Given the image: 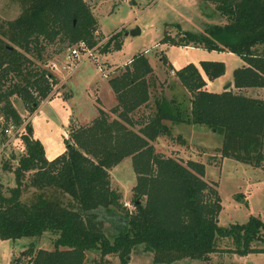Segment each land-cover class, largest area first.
<instances>
[{
  "label": "trees",
  "instance_id": "trees-1",
  "mask_svg": "<svg viewBox=\"0 0 264 264\" xmlns=\"http://www.w3.org/2000/svg\"><path fill=\"white\" fill-rule=\"evenodd\" d=\"M206 1L216 4L226 17L224 23H208L204 31L177 23L178 34L165 32L161 41L239 54L244 63L234 69V87L210 90L195 62L175 68L163 52L162 62L190 92L189 108L175 97L169 104L155 97L154 110L136 115L152 97L154 72L145 52H138L109 78L117 103L110 110L99 108L91 122L73 127L63 152L49 158L33 125L27 124L22 135L25 151L14 167L17 185L7 194L0 182V238L56 234L53 249L31 243L22 250L30 264H84L93 249L103 257L116 253L120 264H128L132 249L141 243L154 251L156 263L186 257L207 260L218 250L219 236L232 238L235 246L228 249L238 254L264 252V246L255 245L264 242V217L251 214L245 222L220 225L223 205L217 181L205 178L206 164L194 159L184 163L157 151L153 143L160 135L172 136L167 120L206 125L223 135V156L254 166L264 162V97L250 93L251 88L264 87V0ZM97 24L87 0H21L17 17L0 22L5 124L23 120L14 95L34 111L53 90L57 78L45 65L52 57L45 56L47 47L59 40L70 46L80 39L96 46ZM122 34L112 33L101 50L121 48ZM200 65L211 80L226 71L223 60L202 59ZM127 156L137 175L135 210L125 206L123 193L111 181L110 168ZM24 184L41 191L23 200ZM105 220L122 224L112 238L105 232Z\"/></svg>",
  "mask_w": 264,
  "mask_h": 264
},
{
  "label": "rangeland",
  "instance_id": "rangeland-1",
  "mask_svg": "<svg viewBox=\"0 0 264 264\" xmlns=\"http://www.w3.org/2000/svg\"><path fill=\"white\" fill-rule=\"evenodd\" d=\"M87 2L98 19L96 29L98 42L96 46H90L92 53L86 56L82 52V57L71 63L66 61L69 50L67 42L62 43L59 40L50 44L45 56L52 54V57L46 60L45 65L57 78L53 90L42 99L34 111L20 96L12 97L23 117L21 126L26 131L27 123L33 125L34 133L43 142L49 158L66 149V139L70 137L73 127L91 122L99 114V108L110 110L118 101L109 78L124 68L138 52H145L154 67V72L150 77L153 81L152 97L147 105H142L136 111V115L154 110L155 97L166 99L167 104L169 99L175 97L182 100L184 108H189L190 92L181 85L178 87L176 82L179 79L175 72L161 60L163 52H167L171 57L176 55L184 57V47L177 46L166 50L170 44L163 43L161 38L165 32L177 35L179 30L177 23L184 29L204 31L208 23L226 21V17L216 8V4L206 0H87ZM20 11L21 0H0V22L14 19ZM136 27L141 28L140 33L126 34V31ZM118 30L123 31L122 47L103 52L102 45ZM60 46L61 50L56 51ZM188 53L185 56L194 60L203 57L224 60L226 63L224 78H233L235 67L242 63L241 56L235 52L217 49L210 51L194 46ZM205 55H214L216 58H206ZM53 61L57 62L58 67H52ZM66 65H72V68ZM222 88L218 83L213 86L215 90ZM250 93L258 95L257 89L250 90ZM167 122L172 128V136L165 134L158 136L153 141L156 150L184 163L194 159L206 164L205 178L210 182L217 181L223 205L219 214L220 225L245 222L251 214L264 217V162L261 166H254L233 157L223 156L221 151L223 135L206 125L176 123L171 120ZM4 124V115L0 111V182L3 183L5 192L10 194L11 188L17 185L14 167L25 151V143L18 133L17 136L14 133L8 136L3 131ZM110 174L112 185L123 193L122 201L125 206L129 210H135L133 186L137 182V175L132 157L127 156L110 168ZM26 182L28 179H25ZM40 191L36 186L24 184L22 198L30 201ZM52 191L53 188H48V192ZM60 195L65 200L68 199L67 194ZM121 225L105 220V232L112 238L113 233ZM55 237L56 234L53 232L45 231L41 236L0 238V264H16L14 261L19 257L20 264H30V257L24 256L22 250L31 243L37 248L53 249ZM255 245L264 246V242L256 241ZM217 246L218 250L212 252L207 260L186 257L170 264H264V254L261 252L239 255L230 251L228 248L235 246L230 237L219 236ZM101 255L100 250H88L84 264H120V257L116 253H109L105 257ZM153 259L154 251L141 243L132 249L128 264H165L156 263Z\"/></svg>",
  "mask_w": 264,
  "mask_h": 264
},
{
  "label": "crops",
  "instance_id": "crops-1",
  "mask_svg": "<svg viewBox=\"0 0 264 264\" xmlns=\"http://www.w3.org/2000/svg\"><path fill=\"white\" fill-rule=\"evenodd\" d=\"M177 46H183L184 47V54H183V56L184 57H182V56H177L176 55V57L175 56H169L168 54H167V52H165L166 54H167V56H168V58H169V61L173 64V66L175 67V68H180V67H182L183 65H185L186 63H188V62H190V61H193V62H195L198 66H199V68H200V70H201V72H202V74H203V76L206 78V80H207V84H206V88H208V89H210V90H215V89H213V86L216 84V83H218V84H220V86H222L223 88H222V90H224L225 88V85L229 82V81H231L232 82V84H231V86L230 87H234V82H233V78H224V75H221V76H219V77H217V78H215V79H213V80H211V79H209L208 78V76L206 75V73H205V71L203 70V68L201 67V65H200V60H202V59H204V57L203 58H199L198 60L196 59V60H194V59H192V58H189V57H186L185 55L186 54H189L188 52H189V50L192 48V47H194L193 45H169L167 48H166V50H171L173 47H177ZM203 48V47H202ZM205 49V48H204ZM210 51H216V49H212V50H210ZM228 52H232V51H228ZM205 57L206 58H216V57H214V55H205ZM242 58V57H241ZM218 60H221V59H218ZM224 61V60H223ZM244 63V60H243V58H242V63L240 64V65H242ZM240 65H238V66H240ZM237 67V66H236ZM235 67V68H236ZM172 72H174V70L172 69ZM178 78V77H177ZM177 83V85H178V87H179V85H181L183 88H185L182 84H181V82L178 80V82H176ZM229 87V88H230ZM187 89V88H186ZM252 89H257V92H258V95L257 96H260V97H264V87H254V88H251L250 90H252ZM222 90H215V91H222ZM256 92V91H255ZM115 96H116V94H114ZM117 98V97H116ZM114 99H115V97H114ZM115 101V100H114ZM117 103V102H116ZM115 103V104H116ZM114 104V105H115ZM34 135H35V133H34ZM35 137H37L36 135H35ZM39 138V137H38ZM261 253H263L264 254V252H261ZM252 255V253H249V254H245V255ZM239 255H241V254H239ZM258 258V257H257ZM259 259H262V258H259ZM198 260H200V259H198ZM253 261H251V263H252ZM254 264V263H253Z\"/></svg>",
  "mask_w": 264,
  "mask_h": 264
},
{
  "label": "built area",
  "instance_id": "built-area-1",
  "mask_svg": "<svg viewBox=\"0 0 264 264\" xmlns=\"http://www.w3.org/2000/svg\"><path fill=\"white\" fill-rule=\"evenodd\" d=\"M82 52H84L86 56L92 53V49L90 48V45L85 39H80L69 46V50L66 54V61L73 63L74 61L82 57ZM51 65L52 67L53 66L58 67L57 62L55 61H53ZM66 66L72 68V65H66ZM0 111H2L1 106H0ZM22 122L20 124H17L13 121H9L8 123L4 124L3 131H5L8 136L11 135V133H14L15 136H17V133L19 136H22L23 133L25 132L24 127L21 126ZM27 124L25 126H27ZM14 130L15 132H13Z\"/></svg>",
  "mask_w": 264,
  "mask_h": 264
},
{
  "label": "water",
  "instance_id": "water-1",
  "mask_svg": "<svg viewBox=\"0 0 264 264\" xmlns=\"http://www.w3.org/2000/svg\"><path fill=\"white\" fill-rule=\"evenodd\" d=\"M129 32H131L132 34H138L141 32V28L140 27H136V28H133L131 31H126V34H128ZM232 82L229 81L226 85H225V89H228L230 86H231ZM214 130H216L214 128Z\"/></svg>",
  "mask_w": 264,
  "mask_h": 264
}]
</instances>
